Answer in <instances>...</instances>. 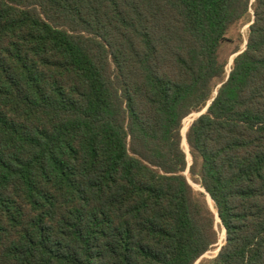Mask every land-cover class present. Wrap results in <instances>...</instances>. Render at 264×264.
<instances>
[{"label":"trees","instance_id":"1","mask_svg":"<svg viewBox=\"0 0 264 264\" xmlns=\"http://www.w3.org/2000/svg\"><path fill=\"white\" fill-rule=\"evenodd\" d=\"M251 1L0 0V264H195L218 247L217 216L225 240L198 264H264ZM250 7L225 75L220 47ZM210 100L189 164L183 120Z\"/></svg>","mask_w":264,"mask_h":264},{"label":"rangeland","instance_id":"2","mask_svg":"<svg viewBox=\"0 0 264 264\" xmlns=\"http://www.w3.org/2000/svg\"><path fill=\"white\" fill-rule=\"evenodd\" d=\"M253 2V0L251 1V3ZM253 19V9L252 7L249 8V15L247 17H245L243 20L233 24L228 32H227V38L228 40L222 44V46L220 47L219 50V59L221 61H223L225 63V75H227L231 69V65L233 62L234 57L241 51H243L246 47V43H247V39H248V34H249V30H248V26L249 24L252 22ZM219 86L218 82H215V88H214V92L213 95H215L216 89ZM196 113L198 112H193L190 115H188L184 120H183V129H182V134L185 132V129L189 126V124L191 123V121L196 118ZM182 148L186 153V157L187 160L189 162V164L191 163V156L189 153V149H188V145L184 139H182ZM184 174L186 175L189 183L191 184L192 188L196 191V192H202L204 194V198L205 201L207 203V205L209 206V208L215 212L214 210V206H213V202L212 200H210V198L208 197V195L206 194L205 190L203 189V187L200 185L199 182L194 181L190 175L188 174V169L184 172ZM215 229L219 235V242H218V247H216L215 249H211L208 250L207 252H205L197 261L195 264L200 263L201 261H206L208 259L213 258L220 246L222 245V243L225 240V233L223 235L222 232V227L220 225L219 220L216 219L215 221Z\"/></svg>","mask_w":264,"mask_h":264},{"label":"water","instance_id":"3","mask_svg":"<svg viewBox=\"0 0 264 264\" xmlns=\"http://www.w3.org/2000/svg\"><path fill=\"white\" fill-rule=\"evenodd\" d=\"M215 94H216V92H215ZM212 100V99H211ZM211 100L206 104V106L201 110V111H199L198 113H196V116L198 117V116H200L201 114H203L206 110H207V107H208V105L210 104V102H211ZM195 119V118H194ZM188 128V127H187ZM187 128L185 129V132H186V130H187ZM185 132L183 133V136H184V139H185ZM185 141H186V139H185ZM209 197V196H208ZM210 198V197H209ZM210 200H211V198H210ZM217 218H218V220H219V217L217 216Z\"/></svg>","mask_w":264,"mask_h":264}]
</instances>
